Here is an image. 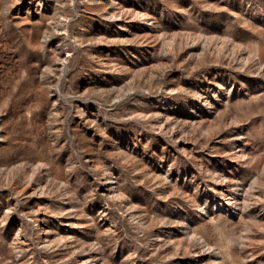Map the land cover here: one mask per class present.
Returning <instances> with one entry per match:
<instances>
[{
  "label": "rangeland",
  "instance_id": "obj_1",
  "mask_svg": "<svg viewBox=\"0 0 264 264\" xmlns=\"http://www.w3.org/2000/svg\"><path fill=\"white\" fill-rule=\"evenodd\" d=\"M0 264H264V0H0Z\"/></svg>",
  "mask_w": 264,
  "mask_h": 264
}]
</instances>
